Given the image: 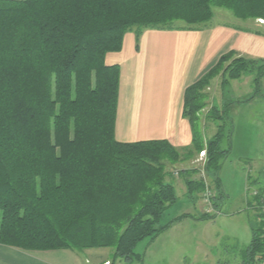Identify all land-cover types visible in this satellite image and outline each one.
<instances>
[{
	"label": "trees",
	"instance_id": "16d2710c",
	"mask_svg": "<svg viewBox=\"0 0 264 264\" xmlns=\"http://www.w3.org/2000/svg\"><path fill=\"white\" fill-rule=\"evenodd\" d=\"M214 7L243 19H264V0H0V243L24 250L111 248L115 259L129 260L141 258L135 251L141 241L192 216L160 224L178 200L166 169L204 150L198 114L207 106L205 88L237 51L222 55L186 88L183 114L192 142L181 148L168 139H116L121 70L108 64L106 55L121 51L134 27L141 33L174 28L176 20L206 23ZM259 63L233 57L222 86L254 72L257 64L259 81L264 76ZM254 96L223 109L212 105L207 113L219 121L207 140L206 166L217 188V214L223 198L220 172L235 129L229 106ZM187 173L186 195L194 202L206 184ZM263 259L259 226L241 264Z\"/></svg>",
	"mask_w": 264,
	"mask_h": 264
},
{
	"label": "rangeland",
	"instance_id": "374dc122",
	"mask_svg": "<svg viewBox=\"0 0 264 264\" xmlns=\"http://www.w3.org/2000/svg\"><path fill=\"white\" fill-rule=\"evenodd\" d=\"M174 25V28H149L151 30L147 35L146 29L138 33L134 27L124 36V50L146 53L158 47L165 54L162 59L167 62L181 59L185 54L191 61L202 60V67L210 64L208 71L222 55L233 49L247 59L264 63V19H243L230 9L214 7L212 19L206 23L189 25L176 20ZM200 45H206L202 51L198 48ZM112 56H109V62ZM233 57L222 62L219 74L205 88L209 95L207 106L198 114V127L205 142L204 150L207 151V140L215 135L219 125V121L207 118L211 106L223 109L231 101L257 94L251 104L235 102L229 106L235 129L232 150L220 172L223 190L221 212L217 214L214 204L217 200V188L206 171L208 154L202 159L201 151L195 152L187 160L169 163L166 169L169 173L168 180L175 184L178 200L165 211L160 224L167 225L184 214L192 216L174 221L153 240L147 238L141 241L135 250L141 258L135 256L129 260L115 259L113 249H100L109 260L105 263L241 264L243 250L252 242L253 228L263 226L260 198L264 196V76L256 81L257 64L254 72L245 73L240 79L230 80L223 87V72ZM228 136L227 128L221 142L223 149L228 147ZM187 142L191 144L192 136ZM187 172L191 173L189 175L192 178L203 179L206 188L210 187V203L205 202L206 188L197 194L198 198L194 202L186 195ZM251 190L257 194L252 195ZM205 213L216 216L203 220L200 216Z\"/></svg>",
	"mask_w": 264,
	"mask_h": 264
},
{
	"label": "crops",
	"instance_id": "0c3cea01",
	"mask_svg": "<svg viewBox=\"0 0 264 264\" xmlns=\"http://www.w3.org/2000/svg\"><path fill=\"white\" fill-rule=\"evenodd\" d=\"M149 30H145L146 35ZM205 46L198 48L202 51ZM157 48L145 53L122 47L116 54L106 55V62L119 64L121 70L115 136L119 141L168 139L177 147H185L192 136L183 114L185 90L211 66L202 67V60L191 61L185 54L170 63L162 59L165 54ZM100 249L106 250H24L0 243V264H104L109 260Z\"/></svg>",
	"mask_w": 264,
	"mask_h": 264
},
{
	"label": "built area",
	"instance_id": "2783aa9c",
	"mask_svg": "<svg viewBox=\"0 0 264 264\" xmlns=\"http://www.w3.org/2000/svg\"><path fill=\"white\" fill-rule=\"evenodd\" d=\"M207 154V151L206 150H203L200 152V157L203 159L205 158ZM252 195L253 194H257L256 191H252L250 192ZM261 196V195H260ZM205 202L206 203H210V201L212 200V192L210 191V187H207L206 188V192H205ZM262 200V206H261V210H262V213H261V222L263 224V229H264V196L260 198V201ZM207 210H208V207H207ZM110 262H107L105 264H109Z\"/></svg>",
	"mask_w": 264,
	"mask_h": 264
}]
</instances>
